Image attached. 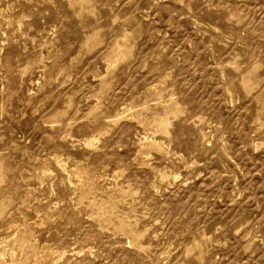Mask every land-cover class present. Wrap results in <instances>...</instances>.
I'll use <instances>...</instances> for the list:
<instances>
[{
  "label": "rangeland",
  "instance_id": "1",
  "mask_svg": "<svg viewBox=\"0 0 264 264\" xmlns=\"http://www.w3.org/2000/svg\"><path fill=\"white\" fill-rule=\"evenodd\" d=\"M0 264H264V0H0Z\"/></svg>",
  "mask_w": 264,
  "mask_h": 264
}]
</instances>
